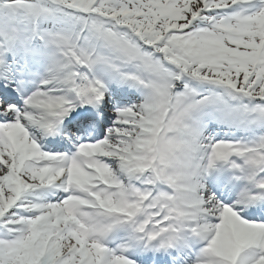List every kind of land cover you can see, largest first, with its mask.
<instances>
[{
  "label": "snow or ice",
  "instance_id": "snow-or-ice-1",
  "mask_svg": "<svg viewBox=\"0 0 264 264\" xmlns=\"http://www.w3.org/2000/svg\"><path fill=\"white\" fill-rule=\"evenodd\" d=\"M0 264H264V0H0Z\"/></svg>",
  "mask_w": 264,
  "mask_h": 264
}]
</instances>
